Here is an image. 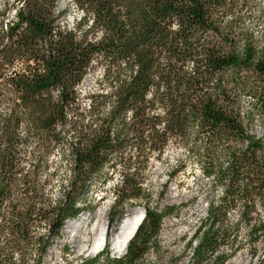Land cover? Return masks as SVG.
Segmentation results:
<instances>
[{
	"label": "trees",
	"instance_id": "trees-1",
	"mask_svg": "<svg viewBox=\"0 0 264 264\" xmlns=\"http://www.w3.org/2000/svg\"><path fill=\"white\" fill-rule=\"evenodd\" d=\"M73 3L72 27L57 0L0 4V264H46L107 186L110 211L145 216L124 258L106 247L105 264H139L166 216L144 173L169 146L209 182L192 264L227 262L241 226L251 246L264 237V0ZM222 238L226 257L214 256Z\"/></svg>",
	"mask_w": 264,
	"mask_h": 264
},
{
	"label": "rangeland",
	"instance_id": "rangeland-1",
	"mask_svg": "<svg viewBox=\"0 0 264 264\" xmlns=\"http://www.w3.org/2000/svg\"><path fill=\"white\" fill-rule=\"evenodd\" d=\"M2 1L0 0V4ZM57 9L64 26L72 27L82 17L73 0H57ZM94 81L95 74H88L79 91L85 94L93 90ZM185 160L184 154L169 146L160 160H151L144 173L146 180L142 185L143 191L151 196L153 206L159 212H166V216L156 240L157 248L151 247L139 264H192L197 244L194 240L195 233L201 222L205 220L207 201L211 197L206 196L209 182L201 179L199 168L193 163L180 165ZM64 172L62 169L60 175ZM114 182L117 183V179ZM58 188L60 185L55 183L53 188L55 198L59 197ZM105 195V201L98 202V199ZM110 202L111 191L108 186L102 189L96 188L92 194L86 196V204H89L94 211L80 215L73 223L76 226L70 234L63 236L61 233L70 222L63 225L60 239L56 240L47 252L45 263L64 264L62 261L66 260L65 263L82 264L83 261L98 259V264H105V255L102 252L106 247L109 259H123L126 251L123 256L117 257L109 247L111 237L119 225L134 211L138 210L141 213L144 211L135 206L125 208L124 213H120V209L117 208L110 211ZM236 217L237 215L234 214L233 218ZM224 223L226 224V220ZM96 235H103L106 245L104 244L101 250L97 251L98 253H92L91 249L85 253L80 252L81 247H87L96 240ZM249 236L247 228L241 226L236 236V245L239 249L232 258L227 262L225 259L222 264H264V237L259 236L255 239L252 247L251 243L254 239L250 240ZM221 241L224 245L221 243L214 256L226 257V238H222Z\"/></svg>",
	"mask_w": 264,
	"mask_h": 264
},
{
	"label": "bare ground",
	"instance_id": "bare-ground-1",
	"mask_svg": "<svg viewBox=\"0 0 264 264\" xmlns=\"http://www.w3.org/2000/svg\"><path fill=\"white\" fill-rule=\"evenodd\" d=\"M141 222L142 213L136 210L128 219L124 220L121 225H119L115 234H113V236L111 237V241L109 242V247L111 248L115 256L120 257L124 255L128 243L133 238L134 231L137 225H140ZM75 226V224L69 223L63 228L61 233L63 234V236L66 234H70ZM104 244H106L105 237L103 235H96V240H93L92 244H89L87 247H81L80 252L85 253L91 249L92 253H96L97 251L101 250Z\"/></svg>",
	"mask_w": 264,
	"mask_h": 264
},
{
	"label": "water",
	"instance_id": "water-1",
	"mask_svg": "<svg viewBox=\"0 0 264 264\" xmlns=\"http://www.w3.org/2000/svg\"><path fill=\"white\" fill-rule=\"evenodd\" d=\"M144 216H145V214L142 213V220H143ZM138 227H139V225H137V227H136V229H135V231H134V234H135V232L137 231Z\"/></svg>",
	"mask_w": 264,
	"mask_h": 264
}]
</instances>
